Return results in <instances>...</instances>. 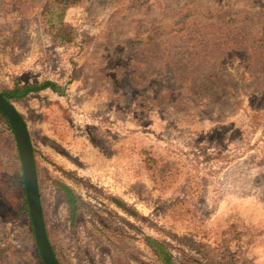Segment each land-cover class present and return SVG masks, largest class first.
I'll list each match as a JSON object with an SVG mask.
<instances>
[{"label":"rangeland","instance_id":"374dc122","mask_svg":"<svg viewBox=\"0 0 264 264\" xmlns=\"http://www.w3.org/2000/svg\"><path fill=\"white\" fill-rule=\"evenodd\" d=\"M10 1L0 0V92L35 82L64 90L14 104L32 139L45 228L60 263L162 264L151 238L174 264H215L202 250L212 247L229 250L232 264H264V55L256 71L223 61L218 83L182 103L188 92L177 94L163 107L157 100L164 91L153 102L152 89L141 95L128 87L136 75L124 72L133 59L119 50L127 27L113 17L125 24L154 14V0H89L69 8L64 21L74 44L47 33L41 13L48 0ZM206 1L222 14L251 17L264 49V0ZM238 52L226 57H242ZM109 62L120 75L106 69ZM54 119L67 128L63 140L52 132ZM3 139L5 205L21 195L13 144ZM55 182L85 205L74 220ZM2 214L0 249L17 248L34 260L27 220L16 210Z\"/></svg>","mask_w":264,"mask_h":264},{"label":"trees","instance_id":"16d2710c","mask_svg":"<svg viewBox=\"0 0 264 264\" xmlns=\"http://www.w3.org/2000/svg\"><path fill=\"white\" fill-rule=\"evenodd\" d=\"M86 1L89 0H48L44 12L41 13V18L44 19L47 33L58 43L65 44L67 41L76 43L71 25L64 21V15L69 8L80 6ZM106 1L119 5L126 2V0ZM4 4L13 5L10 0H4ZM154 7L157 10L156 13L134 17L125 24L120 21L119 15L113 16L115 25L123 24L127 27L124 34L128 36L119 42V50L121 55L133 59L125 69L124 75H136L130 79L128 87L133 88L139 94L147 95L152 89V98L155 102L154 100L157 99L154 96L164 91L161 99L157 101L160 106L167 107L169 102L177 99V94L188 92L183 99H177L179 103H182L187 99H192L195 89L202 90L207 83H218L219 79L224 76L222 75L225 69L224 62L229 61L228 63L244 66L247 70L260 69L264 49L259 45L263 39L255 32L254 21L248 15L244 16L234 11L222 14L216 9H211L206 0H154ZM230 49H238V55L242 57H226ZM76 65L77 63L74 67ZM106 69H117L116 74H121V67L116 68L113 62L106 63ZM76 71L74 69L73 73L76 74ZM102 77L103 75L100 74L97 79ZM46 89L59 94L64 92L54 83L35 82L13 89H2L0 93L10 104L14 105L23 103L29 95ZM21 117L23 118L22 115ZM59 122L54 119L51 128L52 132L63 140L67 134V128L63 131V123ZM0 136L6 140L9 147L13 144L10 156L16 174L13 180L19 187L21 195L20 200L16 199L15 202L8 199L5 205L0 199V209L2 213L7 210L8 214L16 210L27 220L30 227L28 239L34 247V260L17 248L0 249V264H43L34 241L13 133L2 112H0ZM54 184L74 220L76 213L85 205L69 187L59 182ZM3 216L4 214L0 218L2 219ZM147 243L158 261L162 264H174L169 250L164 245L151 238H147ZM50 245L58 263L61 264L51 243ZM202 250L211 252L208 258L215 264H232L229 259L231 253L229 255L227 249L212 247ZM226 253L229 257L224 259ZM218 256L219 259H217ZM228 259L229 262H227Z\"/></svg>","mask_w":264,"mask_h":264},{"label":"water","instance_id":"95a60500","mask_svg":"<svg viewBox=\"0 0 264 264\" xmlns=\"http://www.w3.org/2000/svg\"><path fill=\"white\" fill-rule=\"evenodd\" d=\"M0 112L7 118L21 165L23 186L34 241L43 264H59L49 243L36 174L35 157L27 125L14 105L0 93Z\"/></svg>","mask_w":264,"mask_h":264}]
</instances>
